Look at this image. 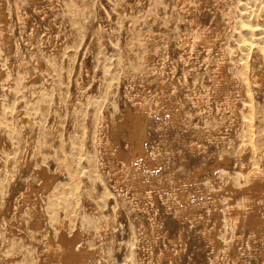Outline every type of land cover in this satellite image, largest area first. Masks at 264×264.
Instances as JSON below:
<instances>
[{"label":"rangeland","instance_id":"374dc122","mask_svg":"<svg viewBox=\"0 0 264 264\" xmlns=\"http://www.w3.org/2000/svg\"><path fill=\"white\" fill-rule=\"evenodd\" d=\"M2 2L4 4V14L7 16L8 24L6 28H3L0 21V116H2L1 119L4 121V125L8 127V132L13 136V138L9 141L11 144L13 143V147L10 149H1L0 156L12 161V166L9 168V171L13 174H17V170L15 169L16 167L22 165V158L24 159L27 156L26 158L29 159L28 167L25 165L22 167L24 171L22 173H25L24 178L26 179L21 181L22 173H18L21 176L17 174L18 181L14 185L12 182V174L10 176V181L6 185L5 195L6 198H9V206H11L14 202L20 201L18 200V193H29L27 183L31 182L44 207V214H46L47 220L46 233L48 232L50 234L52 242L54 244L58 243L59 235L63 229L66 230L69 237H71L75 232H80L82 234L80 244L87 249L96 250L95 258L91 260L92 262L90 261V264H170L168 261L161 262L158 259L160 252H167L169 249V252H171L175 257L173 264H210L208 257L212 256V259H214L216 255H221L222 257V253L219 250H217L215 254L213 253L214 251H212L209 244H207L208 242L205 239H201L200 232L196 229H188L190 225H186L183 236L185 242H187V249L179 252L177 255V253H175L176 244L175 247L168 245L165 240V233H168L170 237H178L179 226H177L176 222L172 223V227L167 225L169 224V221L167 220L169 212L162 200H159V202L155 205V209L159 210L158 220L160 222V229L162 230L154 232L152 231L153 228L147 214L140 211L136 206L134 207L132 202L128 200L131 198L130 194L126 199L114 197L111 187L104 180V176L97 171L99 161L97 148V123L99 122L101 114H108L112 121H122L128 113L127 110L129 106L131 107L129 95L133 91L139 90L142 92L146 90L144 93H148L150 92L149 89H151L152 92L154 91V94H158L159 80H157L156 71L159 72L162 69L164 70L161 72H165V78H167V82L171 85V87H175L178 82L179 87L183 88V75L187 72V70L191 72L189 73L191 81L199 79L202 84H209V86H211L210 83L212 82L206 74V65H204L205 63L203 62V59L194 61L197 57L195 52L198 54L199 50L202 53V58L204 57V49L199 47V50L197 49L195 52L193 51L192 54L191 51H187L185 41L196 31L202 34L206 27H211L216 30L218 23L221 22V31L225 33V35L218 41V45L223 46L228 75L233 76L236 80L234 83V91L241 87V83L245 81L244 90L248 92V98L250 99H247L248 102H244L250 105V107L256 108V112L251 113V118L254 123L247 124L246 126L242 125L243 123H236V125H239V129L238 126H236L234 128L235 130L232 129L231 131L230 129L228 133L225 132L227 136H221V138H231L232 136L236 137L237 134L240 135V137L242 136L241 138L243 140L241 141L246 142L242 145L244 146V149L247 150L246 157L249 159L251 157L250 160L248 159L249 164L252 163L251 165L253 166L255 161L260 162L262 158L264 159V92L258 94L251 82L246 81L247 76L246 74L243 75V73L246 72L244 67L246 65H252L254 61L255 64L253 65L256 66V68L259 66V61L256 59L258 56H262V64L264 67V27H262L264 24L258 25V27L257 24H255V18L253 19L251 16V14L257 15L259 11L264 12V0H223L221 7L216 11L210 9L200 10L198 8L195 9V7L192 9L185 6L182 0H41L38 4L39 9H35L36 7L32 4V0H2ZM242 4L243 6H241ZM258 9L261 10L258 11ZM244 10H248L249 12H245ZM255 10L257 13L254 12ZM237 12H240L241 14ZM246 14L248 17H246ZM243 15H245V18ZM233 16H238L240 18V23L238 22V25H236V20L235 22L232 20ZM251 18L255 21V23H253ZM197 22L199 23L197 24ZM250 23L253 24V26ZM260 28L261 30H259ZM4 36L10 41V47L6 51L2 50L1 46L2 38ZM243 40L246 41L243 42ZM35 50L39 56L34 53ZM51 53L54 56L53 58L48 56L51 55ZM184 54L187 56L186 58L191 56L189 58L190 61L188 60L187 63L182 61L181 56ZM35 56H37V59L44 64L41 65L37 63ZM47 56L50 59L47 58L46 60L45 57ZM48 60H52V62L55 61L53 63L57 64L58 71L62 73V79H60L61 84L59 83L62 86L55 83V81L52 83L50 79L48 80L49 77L45 76L44 66H47V62L48 64L50 63ZM252 60L253 62L251 63ZM164 63L166 64L163 65ZM195 63L196 68L194 69L192 66H194ZM83 65L88 69V73L81 77ZM211 65L212 69H217L218 60H214ZM1 67H4V69ZM184 69L186 71L185 73ZM242 69L243 71H239ZM174 71L176 76L175 79L171 77L172 74H174ZM28 74L31 75L33 79L31 81L34 82L33 85L35 88L31 82L28 85L29 87H26L27 90L25 89L23 91V95H20L22 98L18 94L14 95L12 88L14 87L16 81H18L20 77H27ZM106 76H108V78L111 76L114 78L111 77L110 79H107L105 78ZM179 82H182V84ZM51 85L54 90H52ZM45 88L49 90L47 91ZM250 88L253 92H249ZM40 90L42 93L38 92ZM45 90L47 96L44 93ZM50 90L53 93L48 95V93L51 92ZM42 94L45 96L44 98L46 102L50 98L49 102L45 104L46 107H48L42 109V111L40 110L42 112L41 116L44 117L43 119H41L40 112H37V110L40 109L39 106L34 105L35 102L43 96ZM181 94H183V90H181ZM24 95L27 96V100ZM17 96H19L22 100H19V97ZM252 98L253 100L250 101ZM25 102L29 103V105L33 102L34 104L32 103V106L34 107L26 109ZM19 105H22V108H20L22 116L24 120H27L24 122V129L17 124L18 119L16 117V113L18 111L16 108ZM3 110H6V112ZM214 112H216V108L214 109ZM75 113L78 114V116H75ZM84 113L85 116H83ZM13 115L14 117H12ZM37 116H39L40 119ZM81 119H85L84 122H82L83 120ZM169 120L170 119H163V116H156L151 119V142L147 151L154 163V168L152 170L155 172L153 171V174L159 176V174L164 171V166L166 165L168 168H172L170 165L171 162L173 161L177 164L179 160L182 159L183 153L185 152L188 157L190 155L192 160L188 162L185 168L187 169V175L184 169L185 166L182 167L180 171L182 177H188L191 174L190 170L195 167H206L203 172V180L205 181H203V183L204 187L206 186L208 188L207 189L205 187L209 193L212 190L211 188L214 186L215 179L219 178L217 176L221 175L222 177V171L225 173V165L219 163V157L221 155L216 154L215 151L212 152L213 148L211 144L214 142L213 139L216 136L211 137L208 132L202 133V137L205 139H203L202 142L204 141L203 143L208 144V148L212 149H209V153L201 154L204 158L201 156L197 157V155L193 156V154H190V146L188 144L183 145L182 143V140H186L188 135L181 127L179 130L174 128V130H171L174 134L173 137L176 136L180 139L178 138L176 141L174 139H168V131H170L171 128L168 123ZM32 122L35 123L33 124ZM36 123H40V128H38V124ZM259 123L261 125H259ZM53 124L56 128L53 127ZM4 125L0 122V127H5ZM26 125H28V127ZM242 126L248 130H250V126H252V129L254 128L256 133L252 136H248ZM257 126H260V129H257ZM37 128L41 129V133ZM47 128H50V130H47ZM81 129L84 130L83 133ZM42 130H44L45 133L44 131L42 132ZM51 130L54 132H51ZM47 131L51 133H48ZM239 131L240 133H238ZM19 132H23V135H20ZM244 133L245 135H243ZM71 134L73 135L72 138L68 137V135L71 136ZM51 137L53 140L59 139L57 141L52 140L53 143H51ZM250 137L255 139L254 143L249 142ZM44 138L49 139L45 140ZM69 138H71V140H69ZM77 139L80 141L78 142ZM4 141L5 145H7L8 143L6 140ZM168 141H175L174 145L169 147ZM239 141L240 140H238V142ZM27 142L29 143L28 145ZM44 142H49L50 144H46ZM126 144L127 142L122 141L121 147L124 151L127 148ZM19 146H21V148ZM256 146L258 148L257 150L261 147L259 152L260 156L258 155V157L252 155V153L254 154L256 151ZM25 148L26 151H24ZM237 152V150H234L231 157L229 153H225L226 155H224L231 159L232 164H234V162L238 161L239 158L241 160V157H239L240 155ZM22 155L24 157H22ZM57 155H61L62 157L59 156L61 157L59 158ZM157 155L165 160L163 164L159 165L157 163ZM235 155L237 157H235ZM209 157L210 160L208 159ZM136 158L139 159L138 157ZM199 158H202L200 163ZM172 159L177 161L175 162ZM240 160L239 162H241ZM138 161H140L139 163H141L142 166L145 165L144 159L141 158ZM202 162L207 164L203 165ZM90 164L92 165L90 166ZM39 167L45 169L47 173L49 172L48 174L55 175L52 185L47 186L45 184L43 177L38 173ZM263 168L260 165L257 167L261 177L264 176ZM260 170L262 171V174ZM63 173L65 175H63ZM210 173L211 175H209ZM232 175L233 177H236H234V179L237 181L236 182L233 179L234 187L237 189L242 188V182L237 180L240 178L239 173L237 172V176L234 174ZM237 183L240 186H237ZM149 191L146 192L150 193ZM55 193L57 195H54ZM122 194L125 195L124 192ZM30 196L32 197L33 194H27V197ZM41 196L43 197L41 198ZM143 198L146 197L143 195ZM239 198L238 202H236V205L239 203L237 207L246 209L247 202H243V196H239ZM116 199H119V202ZM165 199L171 200L168 193L166 194ZM195 200L196 199H194V202L198 206L204 203L201 198L197 199V201ZM143 203L148 204L144 201ZM87 205H90V207H87ZM1 206L2 202H0V209ZM224 207L213 208L211 206V209L214 212L217 211V213H219L222 220V229L219 233L220 240L224 244L235 242V248L237 251L235 256L239 259L237 260L239 261L238 264H264V231L263 234L254 235L249 229L237 230V234L241 237V240H235L233 238L235 230L232 226V218L228 213L227 206ZM88 209L90 211H88ZM21 214L22 216L24 215V220L26 219L24 224L25 231H23L19 236H17L16 231L9 233L10 236L6 239L4 248L0 249V264H12V262L13 264H58L55 259L47 260L44 248L45 243H43L45 242L46 234L44 232L42 235H37L34 231L30 230L29 212L28 208L24 205ZM25 214L27 215L25 216ZM89 215L90 217H88ZM4 218L7 219L8 222H11V217H9L8 214L5 213ZM106 222L110 226L105 238L103 236V231L106 227L105 225H107ZM1 223L2 218L0 217V228L2 227ZM196 232L199 235H197ZM201 240L203 244L200 243ZM199 243L201 244L200 246ZM11 244L14 246V251H11ZM249 244L253 246L252 250H250ZM168 246L169 248L167 249ZM177 248L180 249V245H177ZM226 264L233 263L228 262Z\"/></svg>","mask_w":264,"mask_h":264},{"label":"bare ground","instance_id":"6f19581e","mask_svg":"<svg viewBox=\"0 0 264 264\" xmlns=\"http://www.w3.org/2000/svg\"><path fill=\"white\" fill-rule=\"evenodd\" d=\"M40 2H41V0H32V4L34 5V7H36L35 9H39V7H38L39 5L38 4ZM182 2H183V4L185 6H187L189 8H192V9H193V7H195V9L198 8L200 10H203V9H208L209 10L210 9V10H215L216 11V10H218L221 7V4H222L223 0H182ZM241 6H243V4ZM256 10L254 12L257 13ZM259 10H261V9H258V11ZM56 11H57V9H56ZM246 11H248V10H246ZM4 12H5L4 4H3L2 0H0V21H1L2 27L6 28L8 22H7V16H6V14H4ZM237 13L241 14L240 12H237ZM248 15H250V14H248ZM239 16H241V15H239ZM251 16L253 17V19L255 18L256 23H255V21L252 20V18H251V20L253 21V23L257 24V26L261 25V24H264V12L263 11H261V12L259 11V13H257V15L256 14L255 15L251 14ZM243 17L245 18V15H243ZM246 17H248L247 14H246ZM194 19H195V17H194ZM196 19H197V17H196ZM232 20H234V22L236 20V23H237L236 25H238V22L240 21V18L238 16H233ZM242 20H243V18H242ZM198 23L199 22H197V24ZM220 23H218L216 30L212 29L211 27H206L204 29V31L202 30L203 31L202 34L198 33L196 31V32H194L192 34L191 37H189L185 41V44L187 45L186 49H187L188 52L189 51H191V53L193 51L195 52L197 49L199 50V47L204 49L205 54H204L203 58H202V53L199 50L198 54H196V52H195V55H197L196 60H194V59H192V60L198 61L199 59H203V62L205 63L204 65H206V74L210 78V81L212 82V83H210L211 86H209V84L208 85L202 84L199 81V79L191 81L190 77H189V75H190L189 73H191V72H189L188 70H187V72L185 71L186 67H188V66H186L185 69H184V73L185 72L186 73L183 75V81H182L183 84H182V82H179V83L182 84L183 88L179 87L178 82H177V85L175 87H173V86L171 87V85L167 82V78H165V75H164L165 72L164 73L161 72L162 70H164V69H162L159 72L156 71L157 72V80H159V93L158 94H154L153 93L154 91L152 92L151 89H149L150 92H148V93H144L146 90H144L142 92L139 91V90L133 91L129 95V102L131 103V107L129 106V108L127 110L128 113L123 118L122 121H119V120L112 121L109 118L108 114H101L99 122L97 123L98 124L97 125V131H98V133H97L98 134L97 135V148H98V154H99V161H98V166H97L98 170L97 171H99L104 176V180L111 187L112 193H113L115 198H124V199H126L127 197H129L128 196L129 194L131 195L130 196L131 198L128 199V200L130 202H132V205H134V207L136 206L140 211H142V212L147 214V217H148L149 221L151 222V225H152V228H153L152 231H154V232H158L159 230H162V229H160V222L158 220L159 210L155 209V205L157 204V202H159V200H162L164 202V205L166 206L167 211L169 212V216L167 218V220L169 221V224H167V223L166 224L171 226L172 223L176 222L177 226H179V230H178L179 231V235H178V237H175V238L174 237H170L168 233H165V240L167 241L168 245H170V246L172 245L173 247H175V244H176L175 253H177V255L179 254V252L184 251V250L187 249V242H185V239H184L183 236H184V231L186 229L185 228L186 225L187 226L190 225V227H188V229H190V230L191 229H196L198 232H200L201 239H205L208 242L207 244H209V246L211 247L212 251H214L213 252L214 254H215V252L217 250H219L222 253V257H221V255L220 256L216 255L214 257V259H212V256L209 255L211 257V258L208 257L209 261H210V264H219V263H225L226 264L228 262L229 263L232 262L233 264H238L239 261H237V260H239V259H238L237 256H235V254H237V251H236V248H235L236 247L235 242L234 243L224 244L220 240L219 233L221 232V229H222V227H221L222 220H221V217H220L219 213H217V211L214 212L211 209V206L213 208H215V207L219 208V207H222V206L223 207L227 206L228 213H229V215L232 218V226H233V228L235 230L234 231V235H233V238L235 240H241V237H239L238 234H237V230H248L249 229V230H251V232L254 235L263 234V231H264V176L261 177L259 171L257 170V167H258V165L262 166V168L264 167V159L262 158V160L260 162L255 161L253 163V166H252L251 165L252 163L249 164V160L251 159V157L249 156L250 159L246 157L247 150H245L244 146H242L243 143L245 142V141H241V140H243L241 138L242 136L240 137V135L237 134L236 137L232 136L231 138H221V136L222 137L227 136V134L225 132L228 133L230 131V129L232 131V129H234L236 126H238V129H239V125H236V123L237 124L243 123L242 125H245V126L247 124L254 123L252 121V118H251V113H255L256 112V108L250 107V105H248L247 103L244 102V101L248 102L247 99L248 100L250 99V98H248L249 97V95L247 94L248 92H246L244 90L245 83H246L245 81L243 83H241V87L237 88L234 91V86H235L234 83H235L236 80L234 79L233 76L228 75L227 67H226V60H225V56H224V49H223V46H219L218 45V41L221 40L224 37V35H225V33H223L221 31L222 30V25ZM242 23H245V22H242ZM251 25L253 26V24H251ZM262 27H264V26H262ZM259 30H261V28ZM47 40H48V38H47ZM50 40H51V38H50ZM244 41H246V40H243V42ZM181 44H182V42H181ZM55 45H56V42H55ZM1 46H2V50H4V51L9 49L10 41H9V39L7 37L4 36L2 38V45ZM28 46H29V44H28ZM45 49H47V48H45ZM41 52H42V50H41ZM34 53L37 54L36 50L34 51ZM185 54L183 56H181V57H182V61L187 63V61L189 60V58L191 56L186 58L187 56ZM188 54H190V53H188ZM37 55L39 56V54H37ZM42 56L44 57L43 54H42ZM48 56L49 57L51 56V58L54 57L52 53H51V55H48ZM48 56L45 57L46 60H47ZM35 59H37V56H35ZM48 59H50V58H48ZM256 59L259 61V66L256 63L257 66H258L257 67L258 70H257L256 66L253 65V64H255V61L253 62V60H254V58H253V60L251 61V63L253 62V64H252L253 66L252 65H249V66L246 65L244 67L246 72L243 73V75L246 74V76H247V78L245 77L246 81L251 82V84L255 87V91L258 94H261L262 92H264V74H263L264 73L263 72L264 71V67H263V64H262L263 59H262V56H258V58H256ZM46 60H44V61H46ZM52 60H55V59H52ZM52 60L51 61L48 60V61H50V63L48 64V62H47V66H44L45 76L49 77L48 80L50 79V81H52V83H53V81H55V83L59 84L61 82L60 79H62L61 78L62 77V73L60 71H58L57 64L53 63L55 61L52 62ZM214 60H218L217 69H212V65L211 64L213 63ZM194 61H192V62H194ZM36 62L41 64V65L44 64L41 61H39L38 59H37ZM149 63H150V61H149ZM188 63H190V62H188ZM196 63H195L194 66L191 65L192 68H194V69L196 68L195 67ZM165 64L166 63H164L163 65H165ZM213 66H215V65H213ZM82 68H83V70L81 69L82 70L81 77L83 75H86V73H88V69L86 68V66L83 65ZM2 69H4V67ZM243 69L239 70V71H243ZM106 72H108V71H106ZM5 74H6V72H5ZM38 77H39V75H38ZM171 77L173 79H175V77H176L175 76V71H174V74H172ZM54 78H55V80H54ZM105 78L110 79V78H108V76H106ZM112 78H114V77H112ZM16 80H18V79H16ZM31 80H33V79H32L30 74H28L27 77H20L19 80L16 81L14 87L12 88V90L14 92V95L18 94L20 96L22 93H24L23 91L32 82ZM111 80H114V79H111ZM239 81H240V79H239ZM33 83L34 82H32V85H33ZM35 83H37V82H35ZM65 83H66V81H65ZM74 85H76V84H74ZM60 86H62V85H60ZM51 87H52V85H51ZM34 88H35V86H34ZM31 89L33 90L32 87H31ZM45 89H47V88H45ZM132 89H133V87H132ZM48 90L49 89H47V91ZM52 90H54L53 87H52ZM181 90H183V94H181ZM247 91H248V89H247ZM250 91H252L251 88H250L249 92ZM38 92H41V90L38 91ZM45 92H46V90L44 91V93ZM52 93L53 92L51 91L50 93H48V95L49 94L51 95ZM106 95H107V93H106ZM19 96H17V97H19ZM24 96H26V95H24ZM46 96H47V94H46ZM20 97L22 98V96H20ZM20 97H19V100H22V99H20ZM44 97L45 96L43 95L41 98H39L37 100V102H35V104L32 102L35 106H39L40 109L37 110V112H40V116H41V113H42L41 112L42 109H45V108L48 107V106L46 107L45 104L47 102H49V99H50L49 98L48 101L46 102ZM102 97H104V96H102ZM16 99H18V98H16ZM25 99L27 100V96H26ZM252 100H253V98L250 101H252ZM23 101H24V99H23ZM27 102H25V108L26 109H29L30 107L31 108L34 107V106H32V103L29 105V103H27ZM98 105H97V107H99ZM253 106H254V103H253ZM13 108H12V110H13ZM20 108H22V105L21 106L19 105L16 108L17 111H18L16 113L17 114L16 117L18 119L17 120V124L21 128L23 127V129H24L25 128L24 127V122H26L27 120H24V118L22 116V111H21ZM25 108H24V110H25ZM215 108H216V112H214ZM99 109H100V107H99ZM8 111H10V110H8ZM31 111H32V109H31ZM4 112H6V110ZM12 112H11V114H12ZM43 114H45V113H43ZM76 115L78 116V114L75 113V116ZM83 116H85V113H84ZM98 116H99V114H98ZM156 116H163V119H165V120L170 119L168 121V123L170 124V127H171V128L169 127L170 131H168V136H169L168 139L169 140L174 139L176 141L179 138V137H176V136L173 137L174 134H173V131H171V130H174V129H178L179 130L180 127L182 128V130H184V132L188 135V138L186 140H182V143H183V145H187L188 144L190 146V154H193V156L197 155V157L198 156L200 157L201 154L209 153V149L211 150L212 148H213L212 152L215 151L216 154L221 155L219 157V163L225 165V173L222 170L221 171L223 173L220 171L222 173V177H221V175L217 176L219 178L215 179L214 186L212 188L210 187L212 190L209 193L205 189L206 186L204 187V183H203V181H204L203 180V174H204L203 172L205 171L206 167H204V166H202L200 168L199 167L198 168L195 167V168L190 170L191 174L188 177H182V174L180 173L182 167L185 166L184 167V169H185L187 164H188V162L192 160L190 155L188 157V155H186L185 152L183 153L182 159L178 158L180 160H179V162L177 164L174 163L173 161L171 162L170 165H171L172 168H168L167 165H166V166H164L165 167L164 171L161 172L159 174V176H156V174L155 175L153 174L154 170H152V169L154 168V163L152 162V160L150 158V155H149L147 150H148V146H149V144L151 142V119L153 117H156ZM1 117L2 116H0V122H1L2 125H4L5 123L1 119ZM5 117H6V115H5ZM12 117H14V115ZM37 117H39V116H37ZM33 118H35V117H33ZM43 118L44 117L41 116V119H43ZM45 118H46V116H45ZM5 119H7V118H5ZM12 119H9V120H12ZM39 119H40V117H39ZM81 120H83V119H81ZM84 120L82 122H84ZM44 123H46V122H44ZM47 123H48V121H47ZM33 124H31V125H33ZM36 124H38V128H40L39 127L40 123H36ZM83 124H85V123H83ZM44 125H46V124H44ZM163 125H165V124H163ZM259 125H261V124L259 123ZM4 126L6 128L2 127V126L0 127V150L1 149L2 150L10 149L11 147H13V143L11 144L9 142L10 139L13 138V136L10 135V133L8 132V130H7L8 127L6 125H4ZM26 126L28 127V125H26ZM53 127H55L54 124H53ZM84 128H86V127H84ZM93 128H95V127H93ZM256 128L260 129V126H257ZM44 129H45V126H44ZM48 129L50 130V128H47V130ZM240 129H241V127H240ZM38 131L41 133V129H38ZM43 131L44 130H42V132ZM83 131L84 130H82V133H83ZM244 131H246L245 133H247L248 136H252L254 133H256L255 129L254 128L252 129V126H250V130H248L247 128L246 129L244 128ZM39 132H37V133H39ZM51 132H54V131L51 130ZM51 132H48V133H51ZM93 132H94V130H93ZM204 132H208L211 135V137L216 136L213 139L214 142L211 144L212 148H208V146H207L208 144L203 143L204 141L202 142V140L204 139L202 137V133H204ZM22 133L23 132H19L20 135H23ZM44 133H45V131H44ZM76 133H77V131H76ZM176 133H178V132H176ZM238 133H240V131ZM245 133L243 135H245ZM61 134H63V133H61ZM47 135H46V137H47ZM69 135H68V137L72 138L73 135L72 134H71V136H69ZM48 137H50V136H48ZM58 137H59V135H58ZM64 137H65V135H64ZM71 138H69V140H71ZM47 139H49V138H47ZM47 139H45V140H47ZM60 139H62V138H60ZM4 140H6V142L8 143L7 145H5V141ZM52 140L53 139L51 137V143H53ZM57 140H55V141H57ZM238 140H240V141L238 142ZM79 141L80 140H78V142ZM122 141L127 142V144H126L127 148L125 149V151L121 147L122 146ZM175 141H168L169 142V147L171 145L173 146ZM249 142L254 143L255 139L250 137V141ZM44 143L48 144L49 142L48 143L44 142ZM28 144L29 143L27 142V145ZM64 144H65V142H64ZM72 144H73V142H72ZM94 144H95V142H94ZM248 144H250V143H248ZM19 147L21 148V146H19ZM69 147H71V146H69ZM57 148H58V145H57ZM60 148H62V147H60ZM64 148H66V147H64ZM93 149H94V147H93ZM253 149H254V147H253ZM257 149L258 148L256 146V151L253 150V151H255V153L254 154L252 153V155H255V157H258L259 152L261 150V147L259 148V150H257ZM234 150L238 151L237 153H239V155H240L239 157H241V160L239 158V160L241 162H239L238 159H235V160H238V161L234 160L235 162H234V164H232L231 159L227 158L225 156L226 155L225 153H227V154L229 153L230 157H231V154L233 155ZM24 151H26V148H25ZM50 151H49V154H50ZM96 152H97V150H96ZM65 154H69V153H65ZM23 155H24V153H23ZM23 155H22V157H24ZM59 156H61V155H59ZM26 157L24 159L23 158L21 159V162L23 160L22 165H20L21 168H20V166L16 167L15 170H17L16 171L17 174L24 172L23 168H22L24 165L28 167V160L29 159H27ZM61 157H59V158H61ZM136 157H138L139 159H137ZM235 157H237V156L235 155ZM252 157H254V156H252ZM70 158H73V157H70ZM141 158L144 159V161H145V165L144 166L146 168L144 166H142L141 163H139L140 161H138V160H140ZM156 158L158 160L157 163L159 165H161V164H163V162H165V160H163V158H161L158 155L156 156ZM192 158H194V157H192ZM202 158H204V156ZM202 158H199V163H200V160H202ZM208 159L210 160V157ZM93 160H95V159H93ZM172 160L175 161V159H172ZM257 160H258V158H257ZM194 161H196V160H194ZM69 162H70V160H69ZM93 162H92V164H93ZM67 163H68V160H67ZM72 163H73V161H72ZM92 164H90V166ZM204 164H207V163H203V165ZM11 166H12V161H9L7 158L0 156V176H1V178H0V193H1L0 202H2V206H1V209H0V217L2 218V223H1L2 227L0 228V249L4 248L5 243H6L5 241L10 236L9 233H12V232L16 231L17 236H19V235H21V233L23 231H25L24 224H25V220L26 219L24 220V218H23L24 215L22 216V214H21L22 209H23V205H24V206H26L28 208V212H29V217H30V219H29V227H30V230L34 231L37 235H42L44 232L46 234L45 235V237H46L45 238V242H43V243H45L44 244V248H45V251H46L47 260L55 259L58 264H90V261L93 260V258H95V255H96L95 251L96 250L87 249L86 247H84V246H82L80 244V242L82 240V234L80 232H75L71 237H69L67 232H66V230L63 229V231L59 235L58 243L54 244L52 242L50 234L48 232L46 233V229H47V223L46 222H47V220H46V214H44L45 213L44 207L42 205V202L39 199V196L37 195V192L34 190V187L32 186L31 182L27 183L29 193H18V195H19L18 200H20V201L14 202L11 206H9L10 202H9V198H6L5 188H6L7 183L10 181V176L13 174V173H11L9 171V168ZM95 167H96V165H95ZM64 168H65V166H64ZM186 170L187 169H185V171ZM263 171H264V168H263ZM237 172L240 175V178H238L237 180H240L243 183L242 184L240 182L241 185H243L242 188H240V189L235 188L234 187V183H233L234 182L233 179H234L235 176L233 177L232 174L236 175ZM38 173H39V175H41L43 177V179L45 181V184L47 186L52 185V183L54 181V178H55V175L48 174L49 172L47 173V171L45 169H43L42 167H39ZM17 174H13V176H12V182L14 183V185L18 181L17 180L18 175H20V174H18V175ZM24 174L25 173H22L21 181H24L26 179V178H24V176H25ZM261 174H262V171H261ZM63 175H65V174L63 173ZM186 175H187V171H186ZM209 175H211V173ZM30 178H31V176H30ZM64 179H65V177H64ZM36 180H37V178H36ZM80 180H82V179H80ZM64 183H65V181H64ZM238 183H237V186L239 185ZM55 185H56V183H55ZM54 187H53V189H54ZM208 187H209V183H208ZM16 188H18V187H16ZM146 191L147 192L149 191L150 193H147ZM52 192H54V191H52ZM123 192L125 193V195L122 194ZM167 193L170 195L171 200L165 199V196H166ZM27 194H33V196L32 197L31 196L27 197ZM54 195H57V194L55 193ZM143 195L146 198H143ZM239 196H243V198H244L243 202H247V208L246 209L237 207V205L239 203H237V205H236V202H238V200L240 199ZM42 197L43 196H41V198ZM79 198H80V196H79ZM199 198H201V200L204 202V203L202 202L203 203L202 205L199 204L200 206H198L194 202V199H196L195 201H197V199H199ZM143 201L147 202L148 204L143 203ZM149 205H151V206H149ZM87 207H90V205H87ZM222 209H221V212H222ZM204 210H206V211H204ZM88 211H90V210L88 209ZM5 213L8 214L9 217H11V222H8L7 219L4 218V214ZM26 215L27 214H25V216ZM88 217H90V215ZM105 226L106 227H105V229L103 231V233H104L103 236L106 238L107 233L109 231V226L110 225L107 223V225H105ZM190 233H189V236H190ZM196 233H195V236H196ZM197 235H199V234L197 233ZM28 238H29V236H28ZM26 239H27V237H26ZM192 241H194V240H192ZM243 241H242V243H243ZM200 243L203 244L202 240H201ZM200 243H199V246L201 245ZM177 245H180V249L177 248ZM168 248H169V246L167 247V249ZM249 248H250V250H252L253 246L251 244H249ZM11 251H14L13 244H11ZM169 251H170V249L167 252H160L159 256H158L159 261H161V262L168 261L170 264H173L174 261H175V257ZM263 259H264V257H263ZM12 264H13V262H12ZM245 264H248V263H245Z\"/></svg>","mask_w":264,"mask_h":264}]
</instances>
